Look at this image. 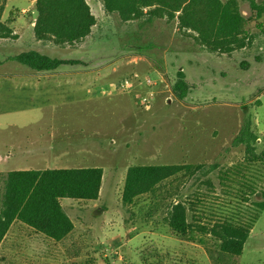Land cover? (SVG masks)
Here are the masks:
<instances>
[{
	"label": "rangeland",
	"instance_id": "rangeland-1",
	"mask_svg": "<svg viewBox=\"0 0 264 264\" xmlns=\"http://www.w3.org/2000/svg\"><path fill=\"white\" fill-rule=\"evenodd\" d=\"M84 1L94 23L80 39L64 43L51 35L36 36L35 0L0 1V23L9 31L0 37V71H28L13 57L35 46L42 54L73 61L52 72L99 74L98 88H86L93 98L104 96L111 88L128 97L98 99L102 104L94 108L96 113L90 110L93 116L74 115L91 135L96 133L93 163L102 167L98 198L61 200L73 228L59 241L13 221L0 241V264H264V209L258 212L240 256L220 252L210 236L202 237L201 243L197 235L194 240L181 237L163 221L167 207L182 201L187 221L195 216L200 223L217 218L248 223L256 203L264 200V161L247 162L244 147L232 145L248 117L258 138L255 152L264 149V29L256 27L257 20L247 22L246 46L221 55L219 69L207 62L190 69L193 54L206 52L195 42L194 33L179 29L175 19L147 20L144 16L123 21L118 13L106 11L102 0ZM231 2L244 18L249 16L248 1ZM181 69L196 85L211 87L196 86L197 90L189 89L183 100H177L172 87ZM132 73L154 84L147 109L139 103L145 93L142 84L128 90L118 86L124 75ZM21 102L0 97L4 111L16 109ZM39 114L30 113V119L16 125H30ZM45 117L57 123L55 113H46L41 124ZM39 126L24 131L33 135ZM0 135L7 139L6 134ZM19 135L15 131L11 137ZM176 164L203 169L174 175L159 183L154 195L122 203L129 166ZM48 167L67 166L55 163ZM30 168L42 169L37 161H0V194L10 172Z\"/></svg>",
	"mask_w": 264,
	"mask_h": 264
},
{
	"label": "trees",
	"instance_id": "trees-1",
	"mask_svg": "<svg viewBox=\"0 0 264 264\" xmlns=\"http://www.w3.org/2000/svg\"><path fill=\"white\" fill-rule=\"evenodd\" d=\"M102 1L107 12L118 13L123 21L144 16L147 20L161 17L175 19L179 29L193 32L195 42L213 54H231L244 48L248 40L245 25L249 21L257 20L256 27L264 29V24L259 22L264 16V0H241L248 1L250 14L247 18L242 16L231 0ZM35 10L36 36L51 35L60 43L80 39L94 23L84 0H35ZM8 32V28L0 23V37H6ZM13 60L35 71H53L64 64L73 63L70 60L50 58L33 50L22 52L14 56ZM190 88L183 73L178 71L172 87L176 99L183 100ZM252 129L249 118L243 119L232 145L244 147L247 162L264 161V149L260 153L255 152L258 138ZM201 168L200 165L191 164L129 166L121 201L128 205L138 196L154 195L157 185L163 180L179 173L193 174ZM101 176L102 169L99 167L10 172L4 179L0 194V241L13 221H19L53 241L63 239L73 225L62 209L60 200L97 199ZM256 206L257 210L248 223L226 218L200 223L195 216L192 221H187L185 203L176 201L167 207L163 221L173 233L181 237L194 240L197 235L201 243L202 237L210 236L217 241L220 252L240 256L258 212L264 209V200L257 202Z\"/></svg>",
	"mask_w": 264,
	"mask_h": 264
},
{
	"label": "crops",
	"instance_id": "crops-1",
	"mask_svg": "<svg viewBox=\"0 0 264 264\" xmlns=\"http://www.w3.org/2000/svg\"><path fill=\"white\" fill-rule=\"evenodd\" d=\"M30 3L32 5L33 2ZM30 25H33V23ZM12 31L13 34L16 33V31ZM32 39L35 43H39L38 45L41 44V40L38 41V38L36 39V37L32 36ZM29 50L40 54L43 53L42 50L35 46H32ZM205 52L200 55L193 54L195 59L189 62L190 69L206 62L214 68L219 69V64L222 60L220 56L230 55ZM42 55L50 57L47 53ZM212 55L217 57L213 58L214 56ZM27 70L25 72L0 71V97L22 101L16 109H5L4 111L0 107V133L6 134L5 136L7 137V139H4L3 135H0V161H37L40 162L42 169L102 168L93 163L96 158V149L94 148L95 144L92 139H95L96 133L91 135L87 128L82 127L79 122H76L74 115L77 113L91 114V109H93V113H96V109L94 108L102 104L98 99H108L111 101L114 100L115 96L122 95V99L128 100L127 95L115 92L114 88L105 92L104 96L93 98L91 95H88L86 88L94 85L95 89L98 88L99 83L96 82L99 79L98 77H101L99 74L92 77L89 74L82 75L81 73L35 71L30 68ZM181 71L184 72L186 82L191 86L190 90L194 91L199 87H211L207 83L196 85V81L188 77L187 71L185 72L182 69ZM221 79H223L222 85L225 86L224 77L220 76V81ZM235 82L234 85L236 86ZM212 83L210 80L211 85ZM108 86L111 87V85ZM136 86L132 88H138ZM101 92H104V90H101ZM97 93L98 91L96 90ZM118 99L120 98L118 97ZM34 100L38 102V105H34ZM30 113H40L39 116L41 115V117L34 120L30 125H16L20 120L25 121L27 118L30 119ZM46 113L47 115L55 113L57 123H54L51 119L47 120L48 117H45L46 120L41 124ZM37 125L40 126L37 127L38 133L36 134L29 135L24 131ZM15 131L16 135L20 133L18 138L11 137ZM55 163H61L67 167H48ZM67 200L66 203L73 201L72 199Z\"/></svg>",
	"mask_w": 264,
	"mask_h": 264
},
{
	"label": "built area",
	"instance_id": "built-area-1",
	"mask_svg": "<svg viewBox=\"0 0 264 264\" xmlns=\"http://www.w3.org/2000/svg\"><path fill=\"white\" fill-rule=\"evenodd\" d=\"M259 22L264 24V16L262 17V19H260ZM138 84H142L145 87V91H143L145 93L141 94L139 103L143 109H147L151 105V100L154 97V84L149 78L143 77V79H141L140 75L137 73L124 75V77H122L121 81L118 83V86L120 89L128 90L129 88H132L133 86Z\"/></svg>",
	"mask_w": 264,
	"mask_h": 264
}]
</instances>
